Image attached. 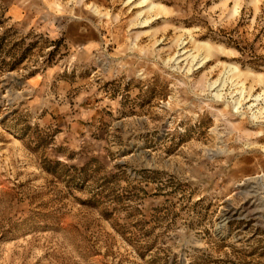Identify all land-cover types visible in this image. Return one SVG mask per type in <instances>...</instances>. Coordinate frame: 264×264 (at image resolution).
I'll use <instances>...</instances> for the list:
<instances>
[{
	"label": "rangeland",
	"instance_id": "obj_1",
	"mask_svg": "<svg viewBox=\"0 0 264 264\" xmlns=\"http://www.w3.org/2000/svg\"><path fill=\"white\" fill-rule=\"evenodd\" d=\"M0 264H264V0H0Z\"/></svg>",
	"mask_w": 264,
	"mask_h": 264
},
{
	"label": "bare ground",
	"instance_id": "obj_2",
	"mask_svg": "<svg viewBox=\"0 0 264 264\" xmlns=\"http://www.w3.org/2000/svg\"><path fill=\"white\" fill-rule=\"evenodd\" d=\"M185 43L182 42L180 45H184ZM234 73H239V69L237 67H233V66H230L228 69H227V75L228 74H234ZM202 85V84H201Z\"/></svg>",
	"mask_w": 264,
	"mask_h": 264
}]
</instances>
